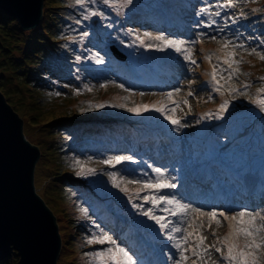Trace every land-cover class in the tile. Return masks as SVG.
<instances>
[{
    "label": "rangeland",
    "instance_id": "1",
    "mask_svg": "<svg viewBox=\"0 0 264 264\" xmlns=\"http://www.w3.org/2000/svg\"><path fill=\"white\" fill-rule=\"evenodd\" d=\"M158 1H162V5L169 8L179 4L178 0ZM190 3L191 6L185 8L184 13L181 7L173 8L176 11L179 8L180 19L170 24L181 30L168 31V33L162 32L161 28L156 29L158 23L152 22L150 18V10L157 6L153 5L152 0H146L148 5L143 7L128 5L131 10H135L134 12L125 9L118 14L115 13L117 15L114 13L106 15V12L97 11L104 15L91 16L85 20L88 24L86 27L90 30L91 27L98 29L102 21L113 19L115 22L118 17L122 19L123 16H129L121 27L125 28L126 25L130 27L122 30L120 35L117 34V30H113V42L109 40L108 43L117 47V51L122 55L124 53L132 58L129 64H124L123 69L139 71V77L145 78L148 75L149 80L146 83L160 84L161 81L157 77L161 75L168 83L170 82V87L167 85L157 90L152 85L147 87L133 85L134 75L127 74L134 79L130 82L128 76L125 75L126 72H121L118 77L113 73L107 74L103 67L96 69L94 66H88L82 69L88 75L83 76L79 81L74 82L64 78L60 88H50V90L42 83L44 91L39 93L33 86H30V83L37 85V79L30 73L32 67H25L23 65L25 62L20 60L23 53L22 55L21 52L18 53L21 47L26 51L32 49L33 46L30 45L31 43H24L17 47V41L14 42L11 37L3 38V42L10 45L9 48L15 56V63L11 61L12 65L9 63L0 65V68L5 71V73L2 72V76L0 75V79L3 78L1 88L18 115H24L26 138L41 143L43 149L37 161L36 186L56 213L58 233L61 239L59 264H96L86 253L98 251L101 247L108 245L88 244L87 240L99 234L100 230L107 232L124 246L136 259L137 264H176V260L180 259V250L175 247V244L179 237L185 234V231L191 232L193 227H196L200 235L206 236L207 239L202 247L215 242L213 232L222 239L228 231L227 222H223L220 227L212 222L209 227L208 217H200L193 209L200 208L204 212L214 208L222 209L230 215L244 209L240 206L230 209L222 204L218 205L219 202L223 203L234 196L237 183H240L244 190L252 187L253 190H258V194L264 192V112L251 102V98L257 95V89L264 87V81L259 79L264 77V60L251 52L252 48H256L257 52L264 54V43L261 45L254 40L256 38L254 35L259 32L260 28L263 30L259 32V35L264 34V0H237L239 11L234 9V14L226 22L222 21L221 17L225 20L224 13L231 12L228 7L215 9L217 6H213V2L208 0H190ZM219 3L224 6L228 5L226 0H220ZM75 6V0H46V3H43V13L50 16L45 21L41 20L40 23H46L48 26L43 27L38 24L31 29H22L20 30L21 35L28 36L35 31L39 32L41 28L43 37L47 36L45 31L53 32V37H47L49 45L59 43L71 45L75 39L82 42L85 36L81 35L87 28L78 27L73 19L65 20L61 16L72 13ZM202 7H207L209 11L198 15ZM215 12H219L220 15H214ZM86 14L84 10L83 16ZM138 16L140 17L137 18ZM206 18L216 20L214 23L217 26L214 23L211 27L201 25V21L211 23ZM236 18L243 19L251 25L252 32L247 37H252L253 40L249 39L245 43L238 40L239 36L230 31L236 28H228L231 26L230 22H234ZM59 24L60 27L57 28ZM12 31L16 32L15 29ZM145 33H151L153 36L163 34L166 37L184 40L186 43L183 47L192 49L191 59L197 63L191 64L190 61L184 59L182 54L176 53L173 49L159 50L160 42L146 38ZM200 33L205 35H199ZM1 36H4L3 32L0 33V38ZM54 36L59 38H54ZM137 36L144 40L143 45L136 39ZM21 37L23 36L15 40ZM210 37L216 38L211 39ZM55 39H62V41L57 42ZM193 41L196 42L191 43ZM226 42L230 43L227 48H224ZM149 44L152 47H148ZM240 44L244 47L235 48L234 59L242 62L239 65H233L239 68V73L234 75L232 81L227 84V73L222 74L224 79H220L218 75L217 79L223 87L217 92L216 85L210 76L212 66L216 65L218 72L221 67L227 68V65L222 63V58L226 52L233 51L232 45ZM209 55L212 57L211 61L207 58ZM85 58L92 60L91 55ZM60 59L67 58L63 56ZM123 59L117 62H122ZM169 59L171 60L168 64ZM153 60H158L159 63L151 64ZM168 66L171 69L166 71ZM60 72L62 71L57 69L56 74ZM93 75L100 77L91 78ZM113 77L117 79L116 82ZM125 77L128 78L127 81H124ZM142 79H136L135 81L138 82L136 84L143 83ZM244 84H248L249 87L244 88ZM229 85L235 87L237 92L231 93ZM189 92L192 95H189ZM168 93L172 94L171 99L168 98ZM225 99L229 101V104L227 109L221 113L219 106ZM87 102L90 106L85 104ZM99 105L104 106L99 107ZM113 105H123V107ZM143 105L149 106L147 111L143 110ZM156 107H163L164 111L157 112ZM129 108L140 110L130 112ZM166 116H171L179 120L180 125L186 126L173 125L169 119L165 118ZM125 118H130L131 125L134 126L136 132H142L145 136L150 135L153 140L157 141L150 143V149L153 152H148L149 154H146L143 160H140L145 153L143 149H133L137 153L134 154L125 151L123 144L117 145V149H113L114 152L110 151L108 146L98 145V147L87 149L89 154L86 156H81L77 151L79 145L68 148L71 143L62 138L59 134L61 130L57 127L58 124L64 131L75 134L76 142H78L82 137L81 129L77 128L74 131L70 126L78 127L80 124L84 130L91 125H113ZM49 126H54V130L50 131ZM236 128L243 130L240 136H235L239 134ZM123 134L125 137L128 136L125 131ZM234 136L235 139L232 140ZM160 139L165 143V149L175 151L170 155L162 154V161L157 160V156L160 155L158 148L160 145L163 146V143L158 144ZM96 149H101L103 153L97 154ZM70 152H75V154L70 156ZM117 155L131 156L133 159L123 161L115 167L102 163L103 160ZM77 161L80 162L79 165ZM223 164L234 171L226 176L221 168ZM81 166L85 171L78 175L77 173L81 172ZM88 168L94 169V173L89 174L86 171ZM154 168L161 169L162 179L165 182L173 183L172 180L175 179L174 183L177 187L183 179L187 184H192L199 179L207 181V185H211L213 191H203L197 195L208 200V205L204 208L189 205L185 213L177 212L173 216L163 209L167 207L175 211V206L161 203L153 208V214L165 217L166 220L162 222H167L169 227L160 230L154 220L142 214L147 208L153 207L142 197L144 195L150 197L165 195L170 199L175 197L183 204L187 205V203L182 200V192L174 191L177 187L171 189L172 191L170 189L141 190L142 183H128L130 180L154 182L157 177V173L153 171ZM113 171L119 174L118 179L123 177L121 187H127V193L113 187L108 176V173ZM248 176L251 178H247ZM71 185L77 187L78 190L71 189ZM83 189L94 191L92 196L99 203L95 204L91 199L84 202L85 196L79 195L80 190ZM138 190H140L139 195L136 194ZM80 199L84 205L94 206L88 207L90 211H87V215L80 211L83 209L79 205ZM211 201L216 202L215 206H211L209 203ZM99 204L103 209L99 208ZM133 204H140L143 207L137 209L132 206ZM250 204H253V209L248 210L264 214V195L260 196V200ZM102 216L107 217L108 224ZM122 218H124L123 221ZM188 221L193 222L192 227L189 226ZM201 223L202 228L198 227ZM173 226L180 227L182 231L172 233L174 239L169 240L168 232ZM194 237L195 233L188 242L193 246L195 245ZM239 243L243 244V238ZM183 247L187 245L182 244ZM185 255L189 259L182 261V264H192V261L196 259L191 249L185 252ZM219 259L220 254L213 250L212 260L219 261ZM1 261V264H18V257L13 254ZM197 264L201 262L197 261ZM208 264H211V261H208Z\"/></svg>",
    "mask_w": 264,
    "mask_h": 264
},
{
    "label": "trees",
    "instance_id": "2",
    "mask_svg": "<svg viewBox=\"0 0 264 264\" xmlns=\"http://www.w3.org/2000/svg\"><path fill=\"white\" fill-rule=\"evenodd\" d=\"M152 1H153V5L157 1V3L155 4L157 6H155L152 10L148 9L151 12L150 18L152 19V22L160 23L159 25H161L162 23H166V22L168 23L173 22V20L178 21L180 19V10L178 8V10L176 11L173 8L181 7L182 12L184 13L183 10H185V7H188L189 5V2L187 0H178L179 1L178 5L176 4L173 8H169L166 5H162L163 4L162 1H158V0H152ZM131 5H135L136 7H139V6L143 7L148 4H146V0H132ZM85 9H88L89 11L94 10V11H102L103 13L106 12V15H109L111 13L118 14V12L113 7L105 5L102 2V0H95V2H92V0H86V3L84 6L76 5L75 10H73L72 13L61 15V16L65 20L73 19V22L75 23H77V21H81V23H77L76 25L84 29L87 28L86 29L87 31L85 30V32H87L88 35L84 37V40H82V42L80 40L76 41L75 39L74 42H71V45H69V43H63L62 45L61 43L57 45L47 44L49 43V40H47L48 39L47 37H53L52 36L53 32L51 30L45 31L47 36L43 37L44 35L41 32L42 30L41 28L39 32L35 31L33 33H30L28 36L21 35L20 30L22 29L20 28V25L17 23V21L13 19L12 17H10L9 15L5 14L4 12L0 11V33L2 32L4 33V36H1L0 38V65H5L6 63L11 64L12 63L11 61L15 63V59H14L15 56H13L12 50L9 48L10 45H8V43L5 44L3 42V38L5 36H8V37H11L14 42L17 41L16 42L17 47L19 45H24V43H28V44L31 43L30 45L33 46L32 49L26 50V51L22 50L23 48L21 47L18 53L21 52V55L23 53V57L20 59L23 62H25L23 65L25 67L26 66L32 67L30 73L32 74L33 77L37 79L36 80L37 85L35 83L34 84L30 83V86H33L35 90H37L39 93L44 91L42 89L43 87L42 83L46 88L50 90V88H54V89L60 88L59 86L63 85L62 83L64 82V78L65 80H73L74 82L79 81L80 78H82L85 75H88L86 71L84 72L82 70L83 68L85 69V67H88V66H94L96 69L103 67V69H106L107 74L113 73L114 76L117 75L118 77L120 76L121 72H126L125 74L126 76L134 75L135 80L143 78L142 79L143 83H146L147 80H149L148 75L145 78L139 77V74H138L139 71H131V70L123 69L124 64L125 63L129 64V61L132 60V58L129 57L130 55L126 56L123 53V55L125 56L123 59L124 61L117 62V60H122V59H118L115 55L112 54V51L110 48L111 45H109L108 43L109 40L112 41L114 38L112 34L113 30H117V34L120 35L122 34V30L130 27V25H126L125 28L121 27L124 25L123 22H126L127 19H129L128 18L129 16H123L124 18L122 19L118 17V19L115 22H113V19H108V21H102L103 23H101L98 29L91 27L92 29V32H91V29L89 30V28L86 27L88 25L87 22L83 19V12ZM125 9L131 10V8L127 6V7L120 9L119 13ZM230 10L231 12L228 13L229 14L228 16H231L235 12L233 11L234 10L233 8H230ZM236 10L239 11V8ZM131 11L134 12L135 10H131ZM48 16L50 15H48L47 13H43L41 20L42 21L47 20ZM139 17L140 16H138L137 18ZM166 20H169V21H166ZM206 20L208 22H212V21L216 22V20H212L208 18H206ZM236 23H235L236 26L240 30L239 32H237L236 35H238L239 38H241L243 41L248 42L249 38L247 36L252 32V30L250 29L251 25H249L243 19H241L239 22H236ZM40 24L43 25V27L48 26L46 23L45 24L39 23V25ZM58 27H60V24L59 26H57V28ZM13 29H15L16 32L12 31ZM161 30L162 32H165V33L169 31L165 29L164 27ZM262 30L263 29L260 28L259 32ZM234 31H238V29H235ZM259 32L256 35H254L256 37L254 40L256 41V43L263 44L261 43V41H264V34L259 35ZM20 36H23V37L15 40V38H19ZM81 36H83V34ZM54 38H59V37L54 36ZM250 40H253V39H250ZM61 41L62 39L57 40V42H61ZM7 52H9L8 55H5V53ZM89 55L92 56V60L85 58L86 56L88 57ZM63 56H65L67 59L61 60L60 58ZM77 57H80L81 58L80 60L83 62L81 61L78 62L79 60L77 61ZM97 59H101L102 62L97 63ZM157 62L159 61L153 60L152 63L157 64ZM108 64H111V65H108ZM133 64L135 65V63ZM57 69H60L62 72L56 74ZM2 72L5 73V71L2 70V68H0L1 76H2ZM79 73H81L82 75ZM93 77L98 79L100 76L99 75L91 76V78ZM128 78L130 82L134 80L130 76H128ZM128 78L125 77L124 81H127ZM162 78H163V75L157 77L158 80H161ZM2 79H0V91H2V93L4 94V91L1 88ZM113 79H115L114 82H116L117 79L114 77ZM135 80L132 82L133 85L138 83ZM40 84L41 86H38ZM6 97L7 96H5V98ZM85 104L87 106H90L89 102ZM93 109L94 108H92V110ZM73 126H70V128H73L74 131L77 128L81 129L82 137L80 138L81 140H79L78 142H76L77 137H75L76 136L75 134L71 133L70 131H64L63 128L57 124L58 129L61 130L59 134H61L62 138L67 140L69 143H71L70 146L68 145V148L75 146V145L77 146L79 145V148L77 151L80 152L81 156L82 155L86 156L88 154L89 148H95V147H98V145L108 146V148H112L116 143L125 144L127 141L129 142L130 145H135L136 142H142L143 140L149 141L151 138L153 139V137H151L150 135L145 136L142 134V132H136V129L133 128L134 126L131 125L130 118L129 119L125 118L122 121L113 123V125L111 124H106V125L104 124L101 126L91 125L87 127V129H84V130H83L84 127H81L80 124L78 127H73ZM49 128H50V131L54 130V126H49ZM236 130L239 132V134L235 136H240V133L243 132V130H241L240 128H236ZM123 131H125L129 135L125 137V135L123 134ZM215 135H217V133ZM235 136L232 138V140L235 139ZM73 154H75V152H70V156ZM77 155H78V152H77ZM62 186L64 185L62 184ZM70 187L71 189H74V190L77 189V187L75 188L73 187V185H71ZM93 193L95 192L91 190L89 191L88 189H83V190H80L79 195L85 196L83 198L84 202H86L88 199H91L97 203L98 200L93 198L92 196ZM79 205L81 206V208L87 209V211H90L88 208L90 207V205L88 206L84 205L81 202V199H80ZM1 263L2 261L0 260V264Z\"/></svg>",
    "mask_w": 264,
    "mask_h": 264
},
{
    "label": "snow or ice",
    "instance_id": "3",
    "mask_svg": "<svg viewBox=\"0 0 264 264\" xmlns=\"http://www.w3.org/2000/svg\"><path fill=\"white\" fill-rule=\"evenodd\" d=\"M92 2H95V0H92ZM102 2L105 5H108L110 7H113L118 13L120 9L127 7L132 3V0H102ZM86 3V0H75V4L79 6H84ZM228 7H235L234 0H228ZM221 7H224V5H221ZM87 12L86 15L83 16L84 20L89 19L91 16L101 15L104 14L102 12L97 11H89L88 9H85ZM207 7H202L200 9V14L208 13ZM255 11V10H254ZM214 15L219 16V12H215ZM235 22V21H234ZM77 23H81V21H77ZM214 23L212 21L211 23H206L205 21H201V25H204L206 27H211V24ZM200 26V25H198ZM88 33L84 32L83 36H87ZM199 35H205L204 33H200ZM144 36L148 39L159 41L160 45L159 50L163 51L165 49H173L176 53L182 54L184 56L185 60L190 61L191 64H196L197 62L195 60L191 59V48H185L183 47L185 45V41L181 39H174L170 37H166L163 34L155 35L153 36L151 33H145ZM211 39H215L216 37H210ZM137 40L140 41V43L143 45L144 40L141 39V37L137 36ZM249 39H252V37H249ZM196 41H193L191 43H195ZM230 42H226L224 45V48H227L229 46ZM261 43H264V41H261ZM148 47H152L151 44L147 45ZM241 47L243 48L244 45H232L233 51H228L225 53L224 58H222V63L224 65H227V68H220V71H217V66H212V71L210 73L212 82L216 85L215 90L219 92L223 85H220V81L217 79L218 75L220 76V79H224L223 73H227V81L226 84L230 81H232L234 75L239 73L238 67H233L234 64L239 65L242 61L234 59L236 56L235 48ZM252 53H255L261 60H264V54L257 52L256 48L251 49ZM208 60L211 61L212 57L209 55ZM80 57H77V60H80ZM221 59V58H218ZM101 59H97V63H101ZM260 80L264 81V77H260ZM244 88L249 87L248 84L243 85ZM229 90L231 93H236L237 89L235 87H232L229 85ZM179 91V89H177ZM59 95V93H57ZM244 94V93H241ZM168 98L171 99V93H168ZM189 95H192L191 92H189ZM251 102L255 104L260 111L264 112V87H261L257 89V95L255 97L251 98ZM187 103V101H185ZM229 101L225 99L219 106V111L222 113L224 112L228 107ZM104 105H99V107H103ZM113 106H119L123 107V105H113ZM148 105H143L142 108L144 111L148 110ZM140 109L137 108H129L128 111L130 112H138ZM155 110L157 112H163V107H156ZM166 119H169L170 122L173 125H180V121L177 119H173L171 116H166ZM219 118V117H217ZM181 127H184L186 125H180ZM133 158L131 156H125V155H117L109 157L108 159H105L102 161V163L106 165H110L112 167H115L116 165L121 164L123 161H129ZM77 165L80 164L79 161L76 162ZM85 169L83 166H81V172H78L77 174H81ZM89 174L94 173V169L88 168L86 170ZM153 171L157 173V177L155 181H148L145 180L143 182L138 180H130L128 183H142V189H155L159 191L160 189H174L177 187L175 183H168L165 182L162 179V172L160 168H154ZM109 179L112 182L113 187L119 188L120 191L127 193L128 188L127 187H121V182L123 181V177H119V174L117 172H109L108 173ZM139 191H137V195H139ZM131 199V198H130ZM142 199L148 203L150 202L153 207L147 208L142 212V214L146 217H148L151 220H154L156 224L159 225L160 230H164L169 227V224L165 221L166 218L163 216H157L153 214V208L160 205L161 203H166L167 205H174L175 211L165 207L163 211L170 212L171 215L175 216L177 212L185 213L186 210L190 207L189 205L181 203L179 200L173 198H169L165 195H144ZM134 208L140 209L143 206L140 204H133ZM81 213L84 215H87V209H80ZM195 213H197L200 217L207 216L209 220V227H211L212 222H215V224L220 227L223 225V222H227V233L223 236L221 239L220 237L216 236V233L213 232L212 235L214 237V243L211 245H208L206 247L204 246V242L207 239L206 236L200 235L197 232V228L193 227V231L187 232L185 231V234H183L181 237H179L178 242L175 244V247L180 250L179 256L180 259L176 260V264H182V261H187L189 259L188 256L185 255V252L189 251L191 249L193 256L196 257L195 260L192 261V264H197V261H200L201 264H208V261H211V264H264V214H261V212H253L248 210L247 208L241 209L237 211L235 214H228L224 210H217L212 209L211 211L204 212L200 208L193 209ZM222 218V220L220 219ZM259 221V223H257ZM189 226L192 227L193 222L188 221ZM99 227V226H97ZM198 227L202 228L203 224L199 225ZM182 229L180 227L173 226L170 228L168 232V239L172 240L174 239L172 233H180ZM195 233V245L189 244V238L193 237ZM243 238V244L239 243L240 239ZM88 244H99L101 246L108 245L107 247H101L98 251L92 252V253H86L87 256L91 258L92 261L96 262V264H137L136 259H134L133 255L130 254V252L122 246L120 243H118L111 235H109L107 232H104L103 230H100L99 234L94 235L93 237L89 238L87 240ZM183 245H187V247H183ZM219 253L220 259L212 260V252ZM207 258V259H205Z\"/></svg>",
    "mask_w": 264,
    "mask_h": 264
},
{
    "label": "water",
    "instance_id": "4",
    "mask_svg": "<svg viewBox=\"0 0 264 264\" xmlns=\"http://www.w3.org/2000/svg\"><path fill=\"white\" fill-rule=\"evenodd\" d=\"M43 3L46 0H0V10L21 29H31L42 19ZM5 96L0 91V260L16 254L18 264H59L56 213L36 186L43 149L26 138L24 115H18Z\"/></svg>",
    "mask_w": 264,
    "mask_h": 264
},
{
    "label": "bare ground",
    "instance_id": "5",
    "mask_svg": "<svg viewBox=\"0 0 264 264\" xmlns=\"http://www.w3.org/2000/svg\"><path fill=\"white\" fill-rule=\"evenodd\" d=\"M247 178H251V177L248 176ZM247 178H246V181H247ZM172 181L174 183L175 179H173ZM212 188H213L212 186H208L204 183H199L197 186L193 184H187L185 179H183L181 183L178 185V187L176 188V190L174 191L182 192L183 194L182 200L187 201L192 206H204L205 204L199 200V198L196 196V193L203 192V191H213ZM222 205L229 207L230 209H233L234 207V205L230 202H223ZM244 208L250 209L252 208V206H245Z\"/></svg>",
    "mask_w": 264,
    "mask_h": 264
}]
</instances>
